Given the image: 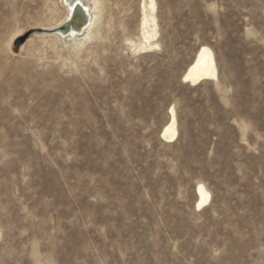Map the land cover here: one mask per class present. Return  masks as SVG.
<instances>
[{
	"label": "rangeland",
	"instance_id": "374dc122",
	"mask_svg": "<svg viewBox=\"0 0 264 264\" xmlns=\"http://www.w3.org/2000/svg\"><path fill=\"white\" fill-rule=\"evenodd\" d=\"M155 1L136 53L142 0L80 51L58 0H0V264H264V0Z\"/></svg>",
	"mask_w": 264,
	"mask_h": 264
},
{
	"label": "bare ground",
	"instance_id": "6f19581e",
	"mask_svg": "<svg viewBox=\"0 0 264 264\" xmlns=\"http://www.w3.org/2000/svg\"><path fill=\"white\" fill-rule=\"evenodd\" d=\"M58 1L64 14L55 27L64 23L65 28L63 31H58L51 35L68 48L80 51L86 43L98 37L101 33L104 10L103 0ZM139 33V43H133L131 46L136 50V53L137 51H152L159 47L155 0H142ZM182 77L184 82H188L191 85H196L202 80H216L217 66L211 48L205 45L201 46ZM167 121L160 131V137L167 142H172L177 135L174 107L170 108L169 120ZM196 195V207L200 209L208 203L210 192L203 183H198Z\"/></svg>",
	"mask_w": 264,
	"mask_h": 264
},
{
	"label": "water",
	"instance_id": "95a60500",
	"mask_svg": "<svg viewBox=\"0 0 264 264\" xmlns=\"http://www.w3.org/2000/svg\"><path fill=\"white\" fill-rule=\"evenodd\" d=\"M64 28H65V25H64V23H62V24L58 25L57 27L53 28L52 31H54V32L63 31Z\"/></svg>",
	"mask_w": 264,
	"mask_h": 264
}]
</instances>
